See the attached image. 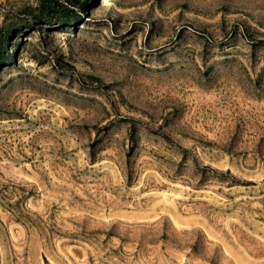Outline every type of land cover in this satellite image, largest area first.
I'll return each mask as SVG.
<instances>
[{"label":"rangeland","instance_id":"rangeland-1","mask_svg":"<svg viewBox=\"0 0 264 264\" xmlns=\"http://www.w3.org/2000/svg\"><path fill=\"white\" fill-rule=\"evenodd\" d=\"M44 1L0 0V264H264V0Z\"/></svg>","mask_w":264,"mask_h":264},{"label":"trees","instance_id":"trees-1","mask_svg":"<svg viewBox=\"0 0 264 264\" xmlns=\"http://www.w3.org/2000/svg\"><path fill=\"white\" fill-rule=\"evenodd\" d=\"M77 1L78 0H64V2H62L61 4L58 0H45L42 3L41 7L48 8V10H54L55 15L57 17V21L60 25H69L78 21V19L80 18L79 13L84 10L87 0H84V2L80 4V6H77ZM77 7H79V13L75 10ZM1 48L2 49H0V66H2L8 61V55L4 51L5 48L3 46Z\"/></svg>","mask_w":264,"mask_h":264}]
</instances>
